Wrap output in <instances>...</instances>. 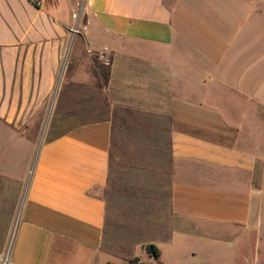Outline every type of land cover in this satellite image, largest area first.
<instances>
[{"label":"crops","instance_id":"obj_1","mask_svg":"<svg viewBox=\"0 0 264 264\" xmlns=\"http://www.w3.org/2000/svg\"><path fill=\"white\" fill-rule=\"evenodd\" d=\"M127 121L163 162L136 252L102 198ZM5 260L264 264V0H0Z\"/></svg>","mask_w":264,"mask_h":264},{"label":"rangeland","instance_id":"obj_2","mask_svg":"<svg viewBox=\"0 0 264 264\" xmlns=\"http://www.w3.org/2000/svg\"><path fill=\"white\" fill-rule=\"evenodd\" d=\"M48 122L49 116L43 117L42 130ZM153 138L141 132V126L128 121L113 133L109 177L102 198L107 209V229L113 237L128 242L121 245V251L136 252L135 243L147 239L153 230L163 166L160 148L154 146Z\"/></svg>","mask_w":264,"mask_h":264},{"label":"trees","instance_id":"obj_3","mask_svg":"<svg viewBox=\"0 0 264 264\" xmlns=\"http://www.w3.org/2000/svg\"><path fill=\"white\" fill-rule=\"evenodd\" d=\"M150 253H154L155 249L152 246L147 247Z\"/></svg>","mask_w":264,"mask_h":264},{"label":"built area","instance_id":"obj_4","mask_svg":"<svg viewBox=\"0 0 264 264\" xmlns=\"http://www.w3.org/2000/svg\"><path fill=\"white\" fill-rule=\"evenodd\" d=\"M34 3H39V2H41L42 0H32ZM73 32H76V30H72Z\"/></svg>","mask_w":264,"mask_h":264},{"label":"water","instance_id":"obj_5","mask_svg":"<svg viewBox=\"0 0 264 264\" xmlns=\"http://www.w3.org/2000/svg\"><path fill=\"white\" fill-rule=\"evenodd\" d=\"M3 264H6V260L4 261V263Z\"/></svg>","mask_w":264,"mask_h":264}]
</instances>
